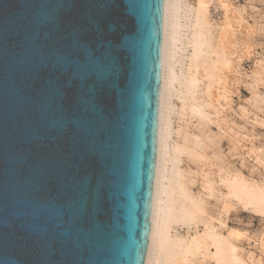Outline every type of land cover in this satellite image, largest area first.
Masks as SVG:
<instances>
[{
  "label": "water",
  "instance_id": "1",
  "mask_svg": "<svg viewBox=\"0 0 264 264\" xmlns=\"http://www.w3.org/2000/svg\"><path fill=\"white\" fill-rule=\"evenodd\" d=\"M165 0H0V264H144Z\"/></svg>",
  "mask_w": 264,
  "mask_h": 264
},
{
  "label": "rangeland",
  "instance_id": "2",
  "mask_svg": "<svg viewBox=\"0 0 264 264\" xmlns=\"http://www.w3.org/2000/svg\"><path fill=\"white\" fill-rule=\"evenodd\" d=\"M205 2L210 47H203L194 68L192 27L198 0L176 1L181 40L172 65L182 85L176 83L172 90L166 85L164 91L170 137L163 173L168 177L173 167L176 189L178 183L186 187V198L175 192V209L190 202L197 208L192 218L177 216L181 221L172 223L169 236L202 240L209 230L232 246L235 264H264V209L234 197L231 190L238 183L264 192V0ZM190 75L196 80L193 94L184 87ZM202 246L177 264H215L214 246L209 240Z\"/></svg>",
  "mask_w": 264,
  "mask_h": 264
},
{
  "label": "bare ground",
  "instance_id": "3",
  "mask_svg": "<svg viewBox=\"0 0 264 264\" xmlns=\"http://www.w3.org/2000/svg\"><path fill=\"white\" fill-rule=\"evenodd\" d=\"M176 1L165 0V9H164L163 23H162L163 51H162V63H161V89H160L161 92H160V100H159L160 112H159V120H158V123H159L158 133L159 134H158L157 155H156L157 156V159H156L157 162H156L153 196H152L150 235H149L148 248H147V253H146V258H145L144 264H165L164 262H166V261H168L169 264H177V262L179 260H180L179 262H182L181 259L184 260L186 255L191 254L193 251L197 252L196 250H198L202 246V242H204L206 240H209L211 242V244L214 246L215 252L213 255L215 258V264H235L236 261H234V260H236V259L238 260V258L234 259L236 256H234L235 254L233 255V253H232V250H233V248L231 249L232 246L229 243H227L228 242L227 240L221 238V236L220 237L216 236L215 235L216 233L213 234L212 232H209V230L206 231V233H203L204 235L202 237L203 238L202 240H201V238L200 239L193 238V239H190L188 241H184V240H180V239L178 240V238L177 239L176 238L171 239L169 236V229L171 228L172 223L174 224L175 222H179L181 217L182 218L183 217L192 218V214H194V211L197 208L195 203L190 202L188 207L183 206V207H179V209H175V201H178V200L174 201L173 196H174L175 192H178L182 197H185V193H184L185 190L184 189L186 187L183 189L182 187L179 186V183H178V186H177L178 189H176V185L173 184L175 182L173 179V176H174L173 175L174 174L173 167H172V169H170L168 177H166L163 173L164 171L166 172V170H164L163 167H164L165 163L168 161V159L165 160V157L167 158V156H166L167 144L166 143H167L168 138L170 137L169 123H168L169 118H168V114H166V113H168L167 107H166V111L164 112V107L166 105V102L167 101L169 102V100H167L165 98L166 96L164 94V91L166 93V89H165L166 85H168L169 90H172L174 84H176V83L180 86L182 85V83L179 80L180 79L179 76L174 75L173 65H172L174 55L176 54L175 51H177L176 50L177 43L179 42V44H180V40H181V37H179L180 33H178V27H180V26H178V22H177V19L175 17V13L177 11ZM205 1L206 0H198V5L196 7V10L195 9L192 10V8H191L192 11L195 10L194 11V13H195L194 18L195 19H194L193 27L191 25L192 30L194 29L193 30L194 34H193V39H192L193 44H192V48H191L193 50L192 52H193L194 64H193V62H192V64L194 65V68H196V65H197L196 59L197 60L200 59L199 57L203 51V47H206V48L210 47V45H208V44H210V36L209 35L211 33H209L210 30H209V32L207 31L209 26H207V27L205 26V25H207L206 24V17H207L206 16V11H207L206 5L207 4H205L207 2H205ZM188 11H190V8ZM192 11H190V12H192ZM177 13H178V11H177ZM177 13H176V15H177ZM187 14H188V12H187ZM190 14H192V13H190ZM186 15H184V16H186ZM206 48H204V49H206ZM209 50H210V48H209ZM204 53H207L206 50H204ZM201 58H202V56H201ZM202 59L204 60V58H202ZM201 64H203V63H201ZM204 65H205V63H204ZM211 67H212V65H211ZM214 70H215V68H214ZM184 80H186V79H184ZM195 81H196L195 75H190L188 82L185 83L186 85L183 84L184 87L187 89V91L184 90L185 93L187 92V93L193 94L192 89L194 88ZM169 90H167V91H169ZM191 98H193V97H191ZM165 100H166V102H165ZM195 109L199 110L200 108L196 107ZM194 112H195V110H194ZM171 157H173V156H171ZM171 159L169 158V161H171ZM175 173H176V171H175ZM163 180H166L165 185H167V186L163 185L164 184ZM231 190H232V194L234 197L244 199V201L250 202L251 205L258 206V207H261L264 209V192H262L263 190L262 191H260V189H258V190L257 189H251L250 190V189H247L243 185L238 184V183H236V184L234 183L231 186ZM186 197H187V195H186ZM187 200H188V198H187ZM177 216L180 217L179 220L177 219ZM194 216H195V214H194ZM184 220H182V221L185 223ZM205 245H208V244H205ZM205 245H204V247H205ZM199 255H201V254H199Z\"/></svg>",
  "mask_w": 264,
  "mask_h": 264
}]
</instances>
